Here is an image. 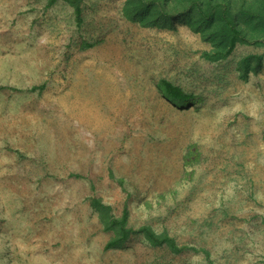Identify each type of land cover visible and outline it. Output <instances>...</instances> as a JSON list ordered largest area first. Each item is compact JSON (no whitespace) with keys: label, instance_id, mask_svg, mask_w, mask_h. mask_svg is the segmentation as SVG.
Wrapping results in <instances>:
<instances>
[{"label":"rangeland","instance_id":"374dc122","mask_svg":"<svg viewBox=\"0 0 264 264\" xmlns=\"http://www.w3.org/2000/svg\"><path fill=\"white\" fill-rule=\"evenodd\" d=\"M124 1L83 0L77 23L63 0H0V100L19 95L0 107V132L50 117L55 131L39 140L47 177L23 191L28 216L12 196L0 200V223L19 229L0 240L15 260L22 254L11 252L34 257L19 264H262L264 57L247 78L239 61L263 48L238 43L210 60L211 44L185 23L142 26L123 15ZM161 78L197 102L177 106ZM92 197L186 248L140 233L105 248L113 232Z\"/></svg>","mask_w":264,"mask_h":264},{"label":"trees","instance_id":"16d2710c","mask_svg":"<svg viewBox=\"0 0 264 264\" xmlns=\"http://www.w3.org/2000/svg\"><path fill=\"white\" fill-rule=\"evenodd\" d=\"M56 1L48 0L47 5ZM63 1L72 6L76 22L81 23L83 0ZM122 13L127 19L142 26L175 28L177 22L185 23L202 40L211 44V48L203 52V55L214 61L226 58L238 43L261 46V54H248L240 59L243 78H247L250 71H257L264 57V0H125ZM158 87L177 106L187 107L197 102L180 85L168 79L161 78ZM194 157L195 151L190 148L185 153V162L192 163ZM90 203L98 212L103 228L113 232L105 248L120 247L131 234L138 233L152 245L167 244L175 251L186 248L178 246L166 232L157 233L149 225H141L136 229L128 226L126 207L120 216H116L112 213L111 205L100 198L92 197Z\"/></svg>","mask_w":264,"mask_h":264},{"label":"crops","instance_id":"0c3cea01","mask_svg":"<svg viewBox=\"0 0 264 264\" xmlns=\"http://www.w3.org/2000/svg\"><path fill=\"white\" fill-rule=\"evenodd\" d=\"M35 86L36 85L33 87L35 88ZM3 88L5 87H0V90ZM31 89L32 88L29 90L34 91ZM17 96L19 95H16L3 102L0 100V107H9L11 101L17 99ZM42 113L43 112H38V114ZM17 120L21 121V118L17 117ZM32 120L35 121V117H32ZM50 120L51 117L48 118L45 123H37V125H34L33 130H30L29 127L24 123L18 122L14 125V130H16V127H18V132L12 131V129H9V131L2 130L0 132V200L5 201L7 197L12 196L16 200L15 208H17L18 211L22 213V217H26L28 216V213H30V208L28 205L30 197L23 192L25 191V187L28 189V191L32 190V183L39 181L44 182L45 178L47 177L45 171L46 163L44 162L45 155L47 153L44 151L46 150V147H43L39 140L41 135L49 133L52 135L55 134ZM62 126L65 128L66 133H64V136H66L68 134L66 128H69V126H67V123H63ZM73 129V132L79 135L75 126H73ZM46 130L48 132H46ZM25 134L29 135L27 140L22 138ZM59 144L60 150H62V141H60ZM73 150L76 151L77 148ZM35 151H37V153ZM40 200L44 199L40 198ZM12 205L14 206V203H12ZM89 205L91 206L90 200ZM43 208V204H41L40 211H43ZM92 210L95 212V214H97L98 221L100 222L98 212L95 211L91 206V211ZM3 213L7 216L15 217L11 212L8 213V209L4 207ZM25 229L29 231L30 226L26 224ZM18 230L19 229L13 227V224L7 225L0 223V238L4 237V232L16 233ZM8 248L9 247H5L4 243H2L0 240V264H19L24 262V259H27L28 262H31V258L34 261L33 256L28 258L27 254L24 255V253L11 252L15 255L22 254V256H17L18 260H15L14 256L10 255Z\"/></svg>","mask_w":264,"mask_h":264}]
</instances>
